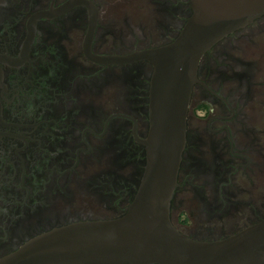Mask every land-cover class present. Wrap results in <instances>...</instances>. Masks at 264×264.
<instances>
[{
	"label": "flooded vegetation",
	"instance_id": "obj_1",
	"mask_svg": "<svg viewBox=\"0 0 264 264\" xmlns=\"http://www.w3.org/2000/svg\"><path fill=\"white\" fill-rule=\"evenodd\" d=\"M191 13L189 0H0V259L55 226L125 213L153 67L102 57L166 45ZM197 79L171 219L178 208L180 232L216 240L264 220V16L208 50Z\"/></svg>",
	"mask_w": 264,
	"mask_h": 264
},
{
	"label": "water",
	"instance_id": "obj_2",
	"mask_svg": "<svg viewBox=\"0 0 264 264\" xmlns=\"http://www.w3.org/2000/svg\"><path fill=\"white\" fill-rule=\"evenodd\" d=\"M189 4L192 13L172 42L126 56L102 57L123 63L146 60L153 67L150 127L143 141L145 166L125 213L55 226L2 257L0 264H264V220L216 240L193 239L171 221L199 62L221 39L264 16V0ZM95 25L93 11L89 38Z\"/></svg>",
	"mask_w": 264,
	"mask_h": 264
},
{
	"label": "rangeland",
	"instance_id": "obj_3",
	"mask_svg": "<svg viewBox=\"0 0 264 264\" xmlns=\"http://www.w3.org/2000/svg\"><path fill=\"white\" fill-rule=\"evenodd\" d=\"M135 17H136V19H138V17L136 15H135ZM136 21H138V20H136ZM152 26H155V24H152ZM199 113L203 114V110H199ZM181 214H182V212L180 213L178 208L177 209L174 208V210L172 212V219H171L172 223H181V220H179L177 222L175 221L176 218L177 219H181L182 218ZM170 217H171V212H170ZM190 223H191V221H190Z\"/></svg>",
	"mask_w": 264,
	"mask_h": 264
}]
</instances>
